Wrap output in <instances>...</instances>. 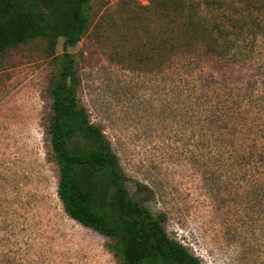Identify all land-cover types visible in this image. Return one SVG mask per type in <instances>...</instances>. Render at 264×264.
<instances>
[{
	"label": "rangeland",
	"instance_id": "obj_1",
	"mask_svg": "<svg viewBox=\"0 0 264 264\" xmlns=\"http://www.w3.org/2000/svg\"><path fill=\"white\" fill-rule=\"evenodd\" d=\"M148 4L92 0L89 27L67 50L79 104L170 238L201 264H264V36L242 45L246 61L158 65L146 58ZM63 41L0 54V264H119L57 194L47 128Z\"/></svg>",
	"mask_w": 264,
	"mask_h": 264
},
{
	"label": "trees",
	"instance_id": "obj_2",
	"mask_svg": "<svg viewBox=\"0 0 264 264\" xmlns=\"http://www.w3.org/2000/svg\"><path fill=\"white\" fill-rule=\"evenodd\" d=\"M91 7L92 0H0V54L38 39L51 47L64 40L47 128L59 168L58 197L70 218L110 240L119 264H201L169 237L165 216L131 197L110 141L79 104V77L67 50L86 33ZM142 10L146 58L158 65L174 59L189 66L208 54H240L246 61L242 45L264 36V0H149Z\"/></svg>",
	"mask_w": 264,
	"mask_h": 264
}]
</instances>
